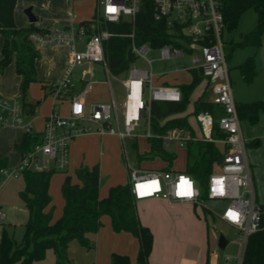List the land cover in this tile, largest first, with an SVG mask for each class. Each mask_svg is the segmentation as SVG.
<instances>
[{
	"label": "built area",
	"instance_id": "obj_1",
	"mask_svg": "<svg viewBox=\"0 0 264 264\" xmlns=\"http://www.w3.org/2000/svg\"><path fill=\"white\" fill-rule=\"evenodd\" d=\"M152 5V17L164 20L169 33L176 36L179 45L164 44L152 47L147 43L137 45L131 42V51L145 60L150 69H141L131 65L125 77L120 80L124 90L121 102L112 98L109 102L86 104L85 96L92 89L93 80L89 77L83 86L73 91V70L79 64L91 66L99 63L107 75L106 82L112 94L109 76L111 75L103 52L102 42L111 34L99 28L100 21L118 22L121 19L133 21L139 12L143 0H95L93 15L86 23L74 21L61 28L33 31L29 39L37 46L62 43L69 49V57L64 74L48 84L53 95L51 111L45 116L40 132L33 131L31 119L19 98H0V127H20L24 134L37 135V139L21 152L20 160L13 170L1 169L4 176H18L24 170L34 172L64 171L69 166V147L71 141L80 135L97 133L102 136L111 134L124 142L136 136V130L145 115L149 128L150 103L152 101H179L180 89L175 85L154 84L151 60L147 58L150 48L159 51L161 60H169L174 71L182 69L200 70L209 83L211 102L222 107L217 117L220 130L225 137L218 140L227 145L222 160L215 165L207 181V199L227 200L221 212L212 209V215L238 231L240 252L236 257L227 256L222 264H242L247 238L258 231L262 205L255 197L251 168L246 155V143L243 139L240 120L232 97L224 43L221 32L224 28L221 12L222 0H149ZM113 7L115 12H109ZM133 37V34H130ZM185 55L191 57V64L183 63ZM86 71V70H85ZM84 72V71H83ZM146 96V97H145ZM68 100L66 114H62L56 105L58 100ZM79 106V111H77ZM202 140L213 141L211 131L213 117L208 112L196 115ZM146 136H150L149 129ZM179 132L162 136L164 145L175 141L185 142ZM130 192L135 200L162 198L169 203L187 202L198 208H204L201 189L197 181L183 171L144 170L130 168L128 171ZM186 182V183H185ZM143 186V187H141ZM208 210V211H209ZM1 235V229H0Z\"/></svg>",
	"mask_w": 264,
	"mask_h": 264
},
{
	"label": "trees",
	"instance_id": "obj_2",
	"mask_svg": "<svg viewBox=\"0 0 264 264\" xmlns=\"http://www.w3.org/2000/svg\"><path fill=\"white\" fill-rule=\"evenodd\" d=\"M17 0H0V72L14 63L15 72L21 77L19 83L20 98L26 113H32L24 100L27 88L36 77V60L40 52L29 39L33 31L44 32L30 23L27 27H18L14 21V9ZM253 9L257 14L256 25L233 47L252 45L259 46L264 36V0H222L221 12L224 27L233 29L240 14L246 9ZM81 20V23H86ZM100 29L111 35L103 40V52L106 64L111 75H125L131 65L136 62L137 56L131 51V42L141 45L144 43L152 47L164 44L179 45L175 35L167 30L164 20H155L152 17V5L149 0H143L139 12L133 21L121 19L118 22L100 21ZM133 34V37L130 36ZM242 78L250 82L255 74L253 57L246 58L237 65ZM191 80L180 85L181 99L179 101H152L150 103L149 127L152 136L148 138L149 150L146 153H137V160L154 159L159 157L167 162L164 171L171 168L175 154L167 150L162 136L179 132L186 133L185 167L183 172L191 175L201 189V199L207 198V181L214 171L215 165L222 160L227 145L221 143L225 133L219 129L217 117L222 107L204 96L193 102L192 114L208 112L213 117L211 137L213 141L195 138L187 116H177L183 113L188 105L193 90L204 79L200 70L191 69ZM208 83V82H207ZM239 120L256 123L261 110H264L263 101L235 103ZM37 139V135L24 134L22 141L15 144L20 152L24 151ZM132 147L137 149L135 142ZM7 167L6 158H0V170ZM54 171L34 172L24 170L21 173L23 189L18 195L28 211V218L24 224L21 240L17 242L13 234L5 228L0 235V264H32L42 260L46 250L52 249L58 264H64L66 250L71 240H78L86 248H93L91 234L101 225L102 215H108L114 231H127L139 240V249L136 260L140 264H147L152 248V233L148 227L142 225L138 219L135 199L130 192L129 182L116 184L109 188L105 197L98 195L100 177L98 165L92 167L79 166L74 174L77 179L72 181L70 175L64 177L61 185V195L64 200L61 216L52 221V198L49 193L50 178ZM264 209V206H262ZM203 209V208H202ZM204 210V209H203ZM205 212V210H204ZM260 229L247 238L242 264H264V212L261 215ZM110 264H131L127 255L112 253Z\"/></svg>",
	"mask_w": 264,
	"mask_h": 264
},
{
	"label": "crops",
	"instance_id": "obj_3",
	"mask_svg": "<svg viewBox=\"0 0 264 264\" xmlns=\"http://www.w3.org/2000/svg\"><path fill=\"white\" fill-rule=\"evenodd\" d=\"M33 1V0H32ZM30 0H17L16 6L14 9V21L18 27H27L30 23L28 22L27 16H20L18 13V9L20 6H27L32 2ZM37 1V0H34ZM33 1V2H34ZM26 4V5H25ZM33 4V3H32ZM92 11L89 15L90 17L94 13L95 8V0H92ZM26 9V8H25ZM24 9V10H25ZM31 11L36 16V21L33 23L36 27L48 30L49 24L47 22H51L49 20L44 19L45 16L43 14V8L40 5L35 6L31 5ZM68 18L67 20L59 21V26H65L70 22V18L74 16V21L79 22L81 20H87L90 17L85 14L87 11L79 7L76 10V14L68 10ZM51 24H53L51 22ZM2 39L0 38V48H1ZM66 47V46H65ZM39 49V48H38ZM1 57V53H0ZM41 58V54H40ZM40 58L36 60L35 68L40 63ZM83 64H79L75 69H78L80 73L75 76V73L72 75V81L74 83L73 91L79 90L84 84V76L86 73L89 74V77L93 80V74L96 69L95 66L91 65L87 67V70L80 68L79 66ZM63 65H60L58 69V75L63 72ZM191 69H182L178 71L170 70L169 72H159V74H154L153 83L154 84H165V85H175L180 89L181 84H186L190 82L192 74ZM84 71V72H83ZM182 72V73H181ZM186 72L189 74L186 79H182V75ZM39 75V71H38ZM37 77V72H36ZM41 77V75H40ZM75 77V78H74ZM21 77L15 72L14 63L11 62L4 68V72L0 75V96H5L7 98H13L17 95L20 96L19 92V83ZM36 82H40L43 87V94L49 93L48 84L51 80H41L37 77ZM185 80V81H184ZM105 81V80H104ZM106 82V81H105ZM10 83V84H9ZM34 83V82H33ZM32 84V83H31ZM121 85V84H120ZM10 86V87H9ZM122 87V86H121ZM123 89V88H122ZM109 90V86H108ZM112 90V87H111ZM195 93L192 102H194L198 97L204 96L205 100H211L212 93L210 89L209 83L205 79H203L199 85L193 90ZM193 92L191 95H193ZM91 93V92H90ZM85 96L86 104L95 103L88 99V95ZM190 95V96H191ZM124 96V90H123ZM114 99V93L112 90V94L109 90V101ZM123 99V98H122ZM108 100H100L98 102H109ZM122 101V100H121ZM120 101V102H121ZM27 102V108H32V113H26V118L31 119L32 128L35 132H40L43 128L45 116L49 113L48 111L43 112L39 116L29 117L33 115L39 109L40 101H36L34 103ZM193 103L191 108H186L183 113L178 114L177 116H187V120L192 127L191 118L196 120V116L192 114ZM197 122V120H196ZM36 124L38 127H36ZM198 128L199 124L197 122ZM142 129V132L139 133V129ZM149 129L150 136H146V131ZM195 138L200 139L201 132L200 128L198 131L192 127ZM199 132V133H197ZM24 136V132L20 127L13 126H2L0 127V158H6L7 161V169H9V157L15 154L16 159L14 164H17V160H20L21 152L15 148V144H19L22 141ZM152 136L150 131V127L148 128L147 119L144 115L139 123V126L136 130V136L127 139L132 142H137L138 139L144 138L147 144V150H149L148 138ZM90 137L99 138L100 140V148L102 144V140L106 137L107 141H112L115 135L104 134L102 136L97 133H89L75 137L69 147V166L66 172H63V175L58 178L56 172L54 171L50 178L49 185V193L52 198V221L57 220L63 211L64 200L61 195V185L63 183L64 177L66 175H70L69 171L71 170L72 165H76V168L79 166H87L92 167L94 165L95 160L91 158V156L87 157L83 154H80L81 150L83 151L86 146H89L88 151L92 152L93 149L96 148V143L90 144ZM117 137V136H116ZM187 137V136H186ZM118 138V137H117ZM120 141V140H119ZM169 145V144H168ZM168 145H164L167 147ZM122 146V145H121ZM161 160L160 168L153 170H163L167 165V162L162 160L159 157H155ZM185 167V166H184ZM145 170V169H144ZM152 170V169H151ZM170 170L173 171H183L175 169L171 166ZM129 167H127L126 174H121L118 177L112 178L109 177L104 181V183L100 179L98 195L100 198H103L107 195L108 190L111 186L116 184H125L129 182L128 178ZM164 171V170H163ZM100 168H99V177H100ZM71 176V175H70ZM3 178V177H0ZM73 182H76L77 179L75 177ZM3 187H0V191ZM23 189V182L19 186H15L14 191H11L10 199L15 202H11L7 205V213L9 212L11 215V211H15L18 209L19 212L24 214V219L28 218V211L24 206L23 202L19 198V191ZM17 197V199H16ZM136 209L138 214V219L140 223L149 228L152 233V248L150 254L148 256L147 264H222L225 261L227 256L234 257L237 252V244L233 241L229 243L226 238V244L223 249L226 248V253L219 255L217 253L218 249V231L221 229L214 228L209 223V218L203 210V214L199 212L197 213L196 209L198 207L193 206L187 202H175L169 203L167 200L162 198H145L136 200ZM4 208V204L0 206V216H5V211H2ZM12 209V210H11ZM219 228L223 226L222 220L218 218L217 220ZM101 225L98 230L91 234V238L93 239L94 250L88 255L89 263L88 264H110V258L112 253L127 255L130 259L131 264H140L136 260L137 252L139 249V240L132 233L127 231L116 232L111 227L110 217L108 215H102L100 218ZM25 224V223H24ZM18 226V223H0V229L5 228L8 232L14 235L15 227ZM14 237V236H13ZM229 244V246H228ZM56 262V256L52 249L46 250L45 258L39 261H34L33 264H53Z\"/></svg>",
	"mask_w": 264,
	"mask_h": 264
},
{
	"label": "rangeland",
	"instance_id": "obj_4",
	"mask_svg": "<svg viewBox=\"0 0 264 264\" xmlns=\"http://www.w3.org/2000/svg\"><path fill=\"white\" fill-rule=\"evenodd\" d=\"M32 1V0H30ZM34 1V0H33ZM30 2L27 6H20L17 10L20 16H25L24 9L27 7H31V5H40L43 8V14L45 16L44 19L51 21L47 22L49 24L48 30H53L55 28H61L59 26V21L67 20L68 18V10L73 11L76 14V10L79 7L80 9L84 8L87 13L86 16H89L92 11V0H37L34 2ZM33 3V4H32ZM26 5V4H25ZM90 17V16H89ZM257 14L253 9H246L243 11L238 19L237 25L228 30L225 27L221 32V38L224 43V52L226 55V64L228 69V76L230 81V88L232 97L235 103L241 102H250V101H263L264 103V36L262 38V42L259 46L255 47L252 45H243L233 47L236 42L241 39L242 34L247 33L251 29H253L256 25ZM35 46H37L35 44ZM39 48V52L41 54L40 63L38 64V69L36 66L37 77L41 80H51V82L59 79L65 71L66 63L69 57V49L65 47L62 43H54L48 45L37 46ZM253 57V64L255 69V74L253 75L250 82L245 81L241 73L237 67L238 64L243 62L248 57ZM147 58L151 60V71L153 74H159V72H169L174 69V65L169 60H161L159 58V51L157 49L150 48L147 53ZM177 64L179 69L182 68L183 64L187 66L191 64V57L185 55L183 61L181 60ZM60 65H63L62 74L58 75V69ZM93 66L96 67L93 74V83L91 93L88 95V99L92 102L98 103L100 100H108L109 101V90L108 83L105 82L107 79V75L103 72L102 67L99 63H93ZM135 67L141 69H150L149 64L143 60L142 58H138L134 64ZM39 71V75H38ZM4 72H0V75ZM73 73L75 76L80 73L78 69H74ZM182 73V72H181ZM185 74L182 75V79H186L189 76L188 73L183 72ZM41 75V77H40ZM125 75L119 76H109L110 85L112 87L114 98L116 103H119L123 98V89L120 85V80H122ZM75 78V77H74ZM105 80V81H104ZM185 81V80H184ZM10 84V83H9ZM10 87V86H9ZM43 87L40 82H34L29 85L27 88L26 94L24 96V100L34 103L36 101H40L39 109L33 116H39L43 112H50L53 105V95L49 92L47 94H43ZM87 93V94H88ZM195 93L190 96L187 108L192 107V99ZM21 96H16L14 98H20ZM146 97V96H145ZM0 98H7L5 96H0ZM57 107L59 108L62 114L67 113L68 109V100H58L56 102ZM192 127L195 131H198V125L195 119L191 118ZM36 127L38 125L36 124ZM240 127L243 139L246 143V155L248 162L251 168V175L253 181V187L255 192L256 201L258 204L264 206V110L260 111L259 119L256 123H250L247 120H240ZM142 129H139V133L142 132ZM199 133V132H197ZM186 133H181V138L186 137ZM90 144L96 143L95 150L89 152V146L81 150L80 154H83L87 157L91 156L93 160H95L94 165H98L100 168V179L104 183L107 178L118 177L121 174H126L127 167L130 168H140L150 171L151 169L160 168L161 160L158 158L154 159H143L137 160V153H146L147 144L144 138L138 139L136 143L137 149L132 147V141L126 140L124 142L123 147L121 146V142L115 136L112 141H107L106 137L103 138L101 148H100V140L99 138L90 137ZM185 147L186 144L183 141H175L174 143H170L166 148L169 151H172L175 154V158L172 161L171 166L178 170H184L185 166ZM16 159L15 154L9 157V169L13 170L17 164H14ZM76 169V165H72L69 174L71 175L72 180L75 179L74 171ZM60 178L63 175V172L59 171L55 173ZM0 177H3L0 174ZM22 182L21 175L18 176H4L0 178V187L3 189L0 191V206L4 204V208L2 211H5V216H0V223H18V226L15 227L14 231V239L19 242L21 240L23 234V226L26 220L23 222L24 214L19 212L18 209L15 211H11L12 215L7 213V205L10 204L14 200H9L11 191H14L15 186H19ZM17 199V197H16ZM204 205L205 214L209 223L212 227L221 229L218 231L219 235L222 234L225 238L228 239L229 243L235 242L237 244V252L236 256L239 255L240 252V242L237 240L238 231L236 228L224 224L221 228L218 226V218L212 215V211L208 208L212 209L215 212H221L224 206L227 204V200H211L204 199L202 201ZM202 208H197L196 211L198 214L201 212L203 214ZM12 210V209H11ZM209 210V211H208ZM91 238V235H89ZM93 241V239L91 238ZM229 246V244H228ZM94 250L93 248H86L80 244V242L76 239L71 240L68 244L66 250V259L64 260V264H88L89 257ZM217 253L219 255L226 253L225 249H220L218 247ZM234 256V257H236ZM45 258V257H44ZM43 258V259H44ZM33 264V263H32ZM53 264H58L54 262Z\"/></svg>",
	"mask_w": 264,
	"mask_h": 264
},
{
	"label": "water",
	"instance_id": "obj_5",
	"mask_svg": "<svg viewBox=\"0 0 264 264\" xmlns=\"http://www.w3.org/2000/svg\"><path fill=\"white\" fill-rule=\"evenodd\" d=\"M24 13L27 16L29 23H34L36 21V16L32 13L31 7H27L24 10ZM79 67L87 70L88 66H87V64H83V65H80ZM88 78H89V74L86 73L85 76H84V79L87 80ZM225 244H226V238H225L224 235L220 234L219 237H218V247L220 249H223Z\"/></svg>",
	"mask_w": 264,
	"mask_h": 264
},
{
	"label": "snow or ice",
	"instance_id": "obj_6",
	"mask_svg": "<svg viewBox=\"0 0 264 264\" xmlns=\"http://www.w3.org/2000/svg\"><path fill=\"white\" fill-rule=\"evenodd\" d=\"M108 11H109V12H115L116 9L113 8V7H110V8L108 9ZM77 111H79V106H77ZM185 183H186V182H185ZM141 187H143V186H141Z\"/></svg>",
	"mask_w": 264,
	"mask_h": 264
}]
</instances>
